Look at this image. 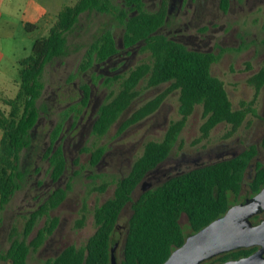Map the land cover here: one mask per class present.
<instances>
[{"label":"rangeland","instance_id":"374dc122","mask_svg":"<svg viewBox=\"0 0 264 264\" xmlns=\"http://www.w3.org/2000/svg\"><path fill=\"white\" fill-rule=\"evenodd\" d=\"M77 1L52 2L57 7L48 19L44 18L45 24L40 23L32 33H26L23 28V16L27 12L22 5H16L15 9L1 6L0 12L3 13L0 18V34L1 29L10 28L15 38L4 45H8L6 48L13 45L15 49L23 47L24 51L22 49L19 52L22 60L29 55L32 43L48 34L59 11ZM161 1L143 0L144 9L155 11ZM39 2L49 5L51 0ZM166 3L168 13L157 33L183 44L189 50L216 55L217 59L211 64L210 73L223 82L232 108L239 109L241 102L253 101V112L246 115L241 126L232 134H228V124L220 123L210 130L206 138H202L200 126L204 118L201 106H196L177 136L167 160L154 174L149 175L147 181L155 186L174 174L238 155L249 146H254L256 155L244 174L237 198L239 200L248 190L247 183L253 176L254 163L257 161L264 164V83L255 93L253 83L249 82L251 77L264 68V0H228L227 9L222 8L221 0H166ZM106 29L113 32L118 53L107 62L93 64L83 71L80 67L90 43ZM121 33L122 29L113 24L110 16L95 11L83 13L75 27L66 34L65 55L47 64L43 71L44 88L36 101L39 119L33 128L29 148L20 154V165L25 172L24 180L21 188L0 211V250L4 251L8 247L11 228L21 230L26 215L52 189L61 187L66 194L55 209L49 210L37 222L32 234L49 218L56 217L58 220L57 226L43 244L29 253L26 264H43L46 259L55 257L69 245L84 246L95 229L94 208L112 197L115 183L127 174L134 160L142 154L145 143L162 140L169 124L179 118L178 91H172L165 95L152 114L122 129L124 121L136 109L164 93L168 87V83L148 86L147 78H143L134 87L136 94L129 106L118 115L105 134H92V123L99 106L118 91L120 81L135 66L150 61L149 51L143 49L142 44L124 49ZM10 52V48L5 51L3 66L0 67V80L6 81L7 86L4 89V84H0V139L4 122L10 119L19 91L18 68L21 60L12 69L14 57ZM105 76L119 78L106 86L103 84ZM10 79L12 83L7 84ZM83 85H87L90 90L86 105L79 103ZM69 105H73V111H69V116L63 123L61 137L57 141L66 159V169L59 179L52 180L44 152L50 144L49 133L57 123L59 113ZM16 106L21 107V104L17 102ZM100 149L103 150L100 160L91 165L93 153ZM157 177L160 179L156 180ZM140 190L141 187H137L132 198ZM230 201L233 203L235 199L231 197ZM130 212L128 204L117 222L115 259L121 256ZM82 217V225L77 226ZM179 222L185 233H188L186 215L182 214Z\"/></svg>","mask_w":264,"mask_h":264},{"label":"trees","instance_id":"16d2710c","mask_svg":"<svg viewBox=\"0 0 264 264\" xmlns=\"http://www.w3.org/2000/svg\"><path fill=\"white\" fill-rule=\"evenodd\" d=\"M227 9L228 0H221ZM98 12L111 17L113 24L122 29L121 43L124 49L142 44L149 51L150 61L135 66L128 76L120 81L118 91L101 104L92 125V134L102 136L131 103L136 92L134 87L143 78L148 86L168 83L164 93L148 100L130 117L122 129L152 114L161 104L165 95L178 91L179 118L171 122L162 140L145 143L142 154L134 160L126 175L115 183L113 195L93 210L94 232L84 246L69 245L55 257L43 264H111V251L116 250L115 234L119 216L130 204V215L122 243L121 256L116 264H161L170 253L179 247L190 233L197 232L214 219L222 216L232 205L230 198L239 194L243 172L255 155L250 146L236 156L218 160L174 174L158 185L132 198V193L147 173L157 168L170 154L187 118L196 106H201L203 123L200 126L202 138L220 123L230 126L228 134L235 132L246 115L253 112L251 102H241L239 109H233L223 82L212 76L210 66L217 56L211 52L187 49L183 44L157 33L165 23L167 3L162 0L155 11L144 9L143 0H78L72 6H65L57 14L56 21L45 37L34 41L30 53L19 62V91L10 112V119L4 122L0 139V211L21 188L25 172L20 165L21 152L29 148L32 131L39 119L37 99L44 84L42 74L47 64L65 55L66 34L77 24L81 14ZM30 30V25H26ZM118 52V45L111 29H106L90 43L81 69L85 71L93 64L105 63ZM119 78L106 76L104 85ZM255 93L264 83V68L251 77ZM90 90L81 87L79 103L86 105ZM19 102L20 106H16ZM73 111V105L59 113V119L50 130V144L44 156L48 161L49 176L57 180L66 169L62 147L57 144L61 137L64 121ZM264 147V137L262 140ZM103 150H97L91 158V165L98 163ZM264 185V164L256 163L251 182L253 192ZM65 190L52 189L46 197L31 210L23 227H12L9 244L0 250V264H26L31 251H36L57 226L56 217L46 220L34 234L33 230L49 210L55 209L64 199ZM186 215L189 232L185 233L179 220ZM83 217L77 223L81 226ZM115 255V254H114ZM236 257L224 255L221 260ZM208 264V263H205ZM212 264V263H209Z\"/></svg>","mask_w":264,"mask_h":264},{"label":"water","instance_id":"95a60500","mask_svg":"<svg viewBox=\"0 0 264 264\" xmlns=\"http://www.w3.org/2000/svg\"><path fill=\"white\" fill-rule=\"evenodd\" d=\"M152 187L144 181L142 191ZM264 210V188L251 198H245L230 206L226 212L206 226L186 236L184 242L175 248L161 264H204L224 253L245 248L253 244L264 248V223L252 226L249 217ZM259 252L219 264H264ZM111 264H116L114 248L111 251Z\"/></svg>","mask_w":264,"mask_h":264},{"label":"crops","instance_id":"0c3cea01","mask_svg":"<svg viewBox=\"0 0 264 264\" xmlns=\"http://www.w3.org/2000/svg\"><path fill=\"white\" fill-rule=\"evenodd\" d=\"M40 0H0V7L3 6L6 9L8 8H14L19 7L20 5H22V8L24 11H26L27 13L24 14L23 16V28L26 30V25H30V30L27 31L26 33L30 32L32 33L33 30H37L40 23H44L45 24V19H48L51 16L52 11L57 7L53 5L52 2H54L55 0H51V3L49 5H44L41 2H39ZM3 12H0V18L2 16ZM4 28L1 29L2 32L0 34V67H2V63L3 60L5 59V51L10 48L11 52L13 55V59H12V69L16 68L18 65V61L21 60V55L19 56V52H22L23 47H19L15 49V47L13 45H9L8 48H6V46L8 45H4V43H9L12 42L15 38H14V34H12V30L10 28L6 29ZM34 43V42H33ZM32 43V45H33ZM31 45V47H32ZM31 50V49H30ZM24 51V49H23ZM16 53V54H15ZM16 56V57H15ZM24 57V56H23ZM22 57V58H23ZM6 80V79H5ZM6 81H2L0 80V84H4V89H7V86H5ZM8 83H12V79H10ZM2 89V88H1Z\"/></svg>","mask_w":264,"mask_h":264},{"label":"flooded vegetation","instance_id":"af4514ba","mask_svg":"<svg viewBox=\"0 0 264 264\" xmlns=\"http://www.w3.org/2000/svg\"><path fill=\"white\" fill-rule=\"evenodd\" d=\"M166 13H168V8H167V11H166ZM127 49H129V48H127ZM118 53V52H117ZM116 53V54H117ZM115 54V55H116ZM114 55V56H115ZM106 77V76H105ZM94 120H95V118H94ZM94 120H93V123H94ZM93 123H92V125H93ZM250 147V146H249ZM255 150H256V148H255ZM242 152V151H241ZM255 155H256V153H255ZM254 155V156H255ZM233 156H236V155H233ZM254 156L252 157V159L254 158ZM230 157H232V156H230ZM168 158V157H167ZM167 158L159 165V166H161L166 160H167ZM227 158H229V157H227ZM222 159H226V158H222ZM222 159H219V160H222ZM252 159L247 163V165H246V168L244 169V172H243V177H242V181H243V178H244V174H245V172H246V170H247V168L250 166V162L252 161ZM218 161V160H217ZM215 162V161H214ZM256 163H260V162H255L254 163V173H255V167H256ZM261 164H263V163H261ZM158 166V167H159ZM203 166V165H202ZM157 167V168H158ZM157 168H155L154 170H152V171H150L149 173H147L146 175H145V177L143 178V180L141 181V183L138 185V187H141L142 186V183L144 182V181H147V179L149 178V175H152V174H154L155 172H156V170H157ZM254 173H253V176H252V178L249 180V182L247 183V187H248V190H247V192H245V194L243 195V197L241 198V199H237V198H239V194H240V190H241V186H242V182H241V185H240V190H239V194L236 196V197H233L234 199H235V201L232 203V205H235V204H238V203H240L241 201H243L245 198H251V197H253L254 195H256L262 188H264V185H262L259 189H258V191H256V192H253V190H252V187H251V182H252V180H253V177H254ZM158 179H160V177H157L156 178V180H158ZM167 179V178H166ZM152 184V187H153V183H151ZM140 192H142V190H140ZM237 199V200H236ZM231 205V206H232ZM249 222H250V224L252 225V226H257V225H260L261 223H264V210L262 211V212H259V213H256V214H253V215H251L250 217H249ZM260 249H261V245H259V244H253V245H250V246H248V247H245V248H239V249H236V250H233V251H230V252H227V253H224V254H222L221 256H218V257H216V258H214V259H212V260H210V261H208V262H206V263H212V264H219V263H223V262H225V261H227V260H235V259H238V258H241V257H246V256H251V255H254V254H256V253H258L259 251H260ZM230 254H236V257H229V258H227V259H225V260H221V257L222 256H224V255H228V256H230ZM259 256H260V258L262 259V260H264V248L262 249V251L261 252H259ZM205 264V263H204Z\"/></svg>","mask_w":264,"mask_h":264}]
</instances>
